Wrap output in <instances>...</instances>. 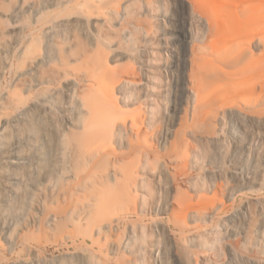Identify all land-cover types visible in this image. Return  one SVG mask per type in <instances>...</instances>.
<instances>
[{
    "label": "rangeland",
    "instance_id": "374dc122",
    "mask_svg": "<svg viewBox=\"0 0 264 264\" xmlns=\"http://www.w3.org/2000/svg\"><path fill=\"white\" fill-rule=\"evenodd\" d=\"M15 2L0 0V28L13 27L5 16ZM101 7L83 31L89 54L136 72L120 74L101 127L118 115L126 121L112 142L95 140L100 153L87 165L85 197L56 173L21 188L19 204L1 179L0 230L16 210L27 236L61 239L54 216L67 213L68 230L92 248L91 262L264 264V0ZM36 8L39 19L54 12L47 3ZM33 16L25 10L20 24L33 27ZM2 45L0 70L11 51L9 41Z\"/></svg>",
    "mask_w": 264,
    "mask_h": 264
},
{
    "label": "bare ground",
    "instance_id": "6f19581e",
    "mask_svg": "<svg viewBox=\"0 0 264 264\" xmlns=\"http://www.w3.org/2000/svg\"><path fill=\"white\" fill-rule=\"evenodd\" d=\"M15 1L4 15L13 27L0 28V52L6 41L11 49L0 70V180L9 198L19 204L21 188L35 189L38 178L47 182L56 173L74 180L76 192L85 197L87 165L100 153V148H94L95 140L100 136L112 142L117 123L126 121L118 115L119 120L101 127L105 111L112 106L108 96L121 87L120 74L130 78L136 72L110 69L102 54L92 57L87 50L83 31L91 24L89 15L102 10L103 0L92 5L89 0H61L60 7L57 0ZM45 3L54 12L39 19L36 6ZM25 10L33 12V27L20 24ZM69 27L73 28L70 36L65 33ZM37 89L44 91L39 94ZM130 120L133 129L135 121ZM63 189L61 184L62 195ZM68 216H54L60 221L54 229L62 237L50 240L29 237L18 229L24 223L15 210L0 230V264H102L90 261L87 239L79 242L68 230Z\"/></svg>",
    "mask_w": 264,
    "mask_h": 264
}]
</instances>
